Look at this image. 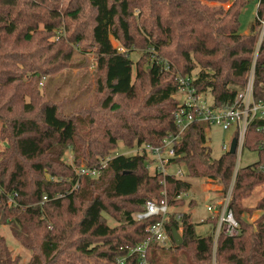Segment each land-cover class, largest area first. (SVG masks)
Returning <instances> with one entry per match:
<instances>
[{"label":"trees","instance_id":"16d2710c","mask_svg":"<svg viewBox=\"0 0 264 264\" xmlns=\"http://www.w3.org/2000/svg\"><path fill=\"white\" fill-rule=\"evenodd\" d=\"M226 1L0 0V226L32 252L28 264H116L123 257L125 264H141L129 249L150 239L147 228L160 219L136 221L132 215L144 211L146 202L164 199L172 245L151 240L150 264H162L168 252L187 264H264V196L255 207L243 206L264 184L260 124L249 128L245 141L259 160L235 174L236 153L211 156L207 125L194 122L179 135L176 123L184 108L174 99L184 89L180 78L190 79L196 95L209 92L215 108L227 109L254 66V97L264 99V0L257 1L247 34L239 27L249 0H233L227 10ZM139 49L152 52L137 63L134 81L130 53ZM76 50L95 53L99 101L96 108L67 114L40 96L37 84L65 69ZM27 73L32 76L25 82ZM85 114L93 128L83 135ZM178 135L171 164L225 191L235 179L229 207L239 222L237 236L221 233L215 242L217 217L204 220L212 225L205 235L196 233L191 212L178 220L172 208L184 205L181 195L191 183L172 173L151 175L146 152L111 158L96 178L80 176L63 162L70 148L77 167L98 168L119 141L129 149L162 147ZM254 211L263 213L255 226L242 217ZM105 215L120 224L110 227ZM172 228L181 232V245ZM20 261L0 237V264Z\"/></svg>","mask_w":264,"mask_h":264},{"label":"rangeland","instance_id":"374dc122","mask_svg":"<svg viewBox=\"0 0 264 264\" xmlns=\"http://www.w3.org/2000/svg\"><path fill=\"white\" fill-rule=\"evenodd\" d=\"M257 1L249 0V3L242 11L240 17V34H247L250 31L251 25L254 23L257 15ZM233 0H228L222 4V6L227 10L232 5ZM211 5H217L216 3H211ZM115 45L118 44L115 42ZM151 53V50H136L130 53V58L134 61L133 66V80L136 79V66L139 61L142 60L143 56L147 53ZM97 60L95 53H83L80 51H74L70 58L69 64L65 69H61L56 74H50L43 76L42 79L37 84V89L44 99L56 102L62 107L63 112L67 114L79 113L83 108H96L99 98L97 96ZM197 72L199 69L196 70ZM196 71L193 72L192 78L196 75ZM31 74L27 73L24 75V81H30ZM186 91H180L174 95L180 104L186 100ZM28 100V99H27ZM201 102L211 104L212 96L209 92L205 93L200 98ZM85 115H80L83 121L80 124L81 133L86 134L89 129L93 128L88 125L89 117ZM87 124V126H86ZM1 127L2 122L0 121V150L3 148L1 142ZM206 136V146L211 152V156L214 159L220 158L226 153V150L222 148L223 143L228 146L232 136L233 129L223 130L219 127H207L205 129ZM151 146L148 144H142L138 147L127 148L125 143L122 141L118 142L117 147L112 150L106 158H113L118 155L130 156L134 155L140 151V148ZM146 164L149 166L148 171L151 175L155 174V168L158 165V159L151 152H147ZM238 155V154H237ZM237 157V156H236ZM105 158V160H106ZM264 158V155H263ZM104 160V159H103ZM104 160V161H105ZM259 160V154L255 151L249 150L247 147L242 150L240 157V167H246L254 164ZM102 161V162H104ZM63 162L67 165H71L73 169L79 168L74 164V154L69 148L64 157ZM82 166L85 164L82 163ZM181 170L184 173L182 177L191 183V189L183 193L181 196L184 199V205L172 208V210L181 214L182 212H191L193 222L196 224V233L199 235H205L211 232L212 225L209 223H203L202 220L208 219L210 214L206 211L205 206L212 202H217L222 199L227 193H233L235 179L230 183L227 191L223 189V186L216 181L202 178H191L187 175L186 168L181 164H169L167 170L169 173L175 174L177 170ZM46 178H51L55 180L54 177L47 175ZM264 196V184L256 187L252 195L243 200L244 207H255L257 201ZM263 213L260 211H254L252 213H244L243 218L249 223L256 225L257 220L261 217ZM107 222L110 227H116L120 223L115 219L105 215ZM212 217V216H211ZM0 237L4 238L9 251L13 257H20V264H28L32 258V252L24 248L12 235L10 228L6 225L0 226ZM170 246V245H168ZM168 248V247H167ZM176 254V253H175ZM174 257V255H172ZM171 254L166 253L162 259V264H187L183 256H179L176 261L173 260Z\"/></svg>","mask_w":264,"mask_h":264},{"label":"built area","instance_id":"2783aa9c","mask_svg":"<svg viewBox=\"0 0 264 264\" xmlns=\"http://www.w3.org/2000/svg\"><path fill=\"white\" fill-rule=\"evenodd\" d=\"M264 25V21H262ZM254 65V64H253ZM190 79L180 78V83L184 87L182 91H186V100L181 104L184 108L177 114V126L179 135H181L187 127L194 123H203L207 127H219L223 130L233 129V136L228 144L223 143L222 148L226 152L230 151L232 140L237 139L236 148V167L235 174L240 169V157L242 150L245 148V141L249 128L253 124H260L258 130L263 135V140L259 145L260 150L264 155V99L256 100L254 97V66L248 77V81L244 90H242L235 99L233 105L227 109L215 108L213 104H207L200 101L202 95H196L194 90L189 86ZM178 136H170L164 140L162 147L146 146L140 148L139 152H151L155 158L158 159V165L155 168V173H162L164 175L171 174L167 171V165L171 164V159L175 157L174 144L179 140ZM238 154V155H237ZM107 158L101 162L98 168H90L82 166L75 169L80 176H89L96 178L100 175L101 170L107 165ZM147 167H149L147 165ZM177 178H182L184 173L179 169L174 174ZM77 186V185H76ZM231 193H227L222 199L217 202H212L205 206L206 211L212 217L218 218V225L215 232V242L221 233L227 236H237L239 234V222L236 220L232 209L229 207ZM170 212V206L166 199L160 202L148 201L145 204V210L136 212L132 218L136 221H144L151 218H159L160 220L148 226L147 232L151 238L129 249V256L138 254L141 264H150L147 259L148 249L151 240H156L162 247H170L172 240L167 233L165 227V220ZM177 219H181V214L177 215ZM204 222V220H202ZM180 232V231H179ZM181 233V232H180ZM170 245V246H168ZM216 248V247H215ZM127 257L119 258L116 264H125Z\"/></svg>","mask_w":264,"mask_h":264},{"label":"water","instance_id":"95a60500","mask_svg":"<svg viewBox=\"0 0 264 264\" xmlns=\"http://www.w3.org/2000/svg\"><path fill=\"white\" fill-rule=\"evenodd\" d=\"M236 148H237V139L234 138L232 140V144H231V148H230L229 153L234 155L236 153ZM172 237H173L176 245H181L183 243L182 235L176 228H172Z\"/></svg>","mask_w":264,"mask_h":264},{"label":"bare ground","instance_id":"6f19581e","mask_svg":"<svg viewBox=\"0 0 264 264\" xmlns=\"http://www.w3.org/2000/svg\"><path fill=\"white\" fill-rule=\"evenodd\" d=\"M168 166H169V165H167L166 169L168 168ZM146 167H147V166H146ZM147 169H148V167H147ZM167 171H169V170H167Z\"/></svg>","mask_w":264,"mask_h":264}]
</instances>
